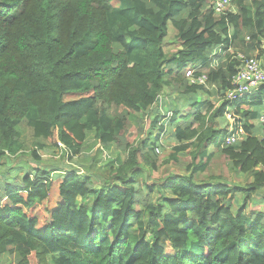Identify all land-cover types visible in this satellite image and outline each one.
Listing matches in <instances>:
<instances>
[{"label":"trees","instance_id":"16d2710c","mask_svg":"<svg viewBox=\"0 0 264 264\" xmlns=\"http://www.w3.org/2000/svg\"><path fill=\"white\" fill-rule=\"evenodd\" d=\"M231 7L215 15L208 0H0V257L264 264V212L246 210L264 186V84L225 98L237 53L264 61V0ZM169 25L178 41L170 55ZM187 70L205 82L190 84ZM23 121L35 162L58 151L73 162L92 134L98 153L112 155L105 180L96 187L60 161L19 175L22 164L6 160L17 161ZM239 127L242 138L227 144ZM163 140L173 145L162 162L181 167L186 153L187 173L152 179ZM216 154L252 177L247 187L195 181Z\"/></svg>","mask_w":264,"mask_h":264},{"label":"rangeland","instance_id":"374dc122","mask_svg":"<svg viewBox=\"0 0 264 264\" xmlns=\"http://www.w3.org/2000/svg\"><path fill=\"white\" fill-rule=\"evenodd\" d=\"M168 34L164 41V51L170 55L171 53L175 52V50L178 48V41L175 38V31L169 25L168 28ZM164 92L161 93V95L158 98V103H161V100L163 98ZM162 96V97H161ZM145 129H149V120H145ZM19 131L21 134V143L23 144L22 149L15 154V159L17 161H7L6 162L10 165L22 164V167H24V170L19 172V175H22L24 173H28L30 170L28 169L31 167H44V166H58L60 162L65 163L68 167L67 168H74L79 175L85 176H91L93 179H96V187L100 183H102L105 178L108 175L109 167H110V161L112 156L111 154H108L106 152L98 153L97 149L99 148L98 144L95 142V138L92 134L88 135L86 138V142L84 145V152L73 159V162H70L67 160L66 157H64L62 154L63 152H57V153H44L40 152L41 154V160L38 162L32 161L31 156V150L34 148V145L36 143V140L34 139L32 135L31 129L27 126L26 122L23 121L19 125ZM142 138V136H141ZM140 138V139H141ZM164 143V140L162 141ZM45 143V142H44ZM166 146L163 150H159V156L160 160L159 162L164 161L169 157L171 154V146L173 144H166ZM60 154V155H57ZM60 159V160H59ZM178 159L183 162V166L178 167L172 162L158 164L157 170L154 171L151 175L152 179H162L169 173H175V174H185L187 173L186 165L190 162V157L186 153L178 154ZM64 160V161H63ZM57 161V162H56ZM95 181V180H94ZM153 181V180H150ZM195 181L205 182V183H215V182H221L227 185H243L244 187H247L251 181L252 177L250 176H243L238 174L237 172H234L231 168V163L229 160H227L226 157L220 154H216L209 162L208 168L205 173L199 174L195 176ZM264 195V187L261 191ZM154 199L156 200L158 193L157 191L154 194ZM243 197L241 194L237 195V198L240 199V202L237 204V206L233 202V211H236L238 208H241L243 206ZM256 197V195H253L249 202L246 203L247 209L246 210H254V203L253 199ZM252 200V202H251ZM233 200H231L232 203ZM91 201L85 200V201H79L78 205H88ZM254 205V206H253ZM256 208H261V210L264 209V205H259ZM257 211V210H255ZM0 264H10V261L6 257H0Z\"/></svg>","mask_w":264,"mask_h":264},{"label":"built area","instance_id":"2783aa9c","mask_svg":"<svg viewBox=\"0 0 264 264\" xmlns=\"http://www.w3.org/2000/svg\"><path fill=\"white\" fill-rule=\"evenodd\" d=\"M215 15H220L229 11H233L231 7V0H208ZM235 58L239 61L237 71L232 77V88L225 93L227 100H235L245 95H250L259 86L264 84V61L254 57H246L242 53H237ZM186 79L190 84H203L206 80L205 76L195 78L191 70L185 73ZM229 124L232 126L234 118L231 113L226 114ZM258 122L264 128V107L262 108ZM244 132L241 127L237 128L232 134L226 138L227 144H233L239 141ZM64 148L61 144L59 145Z\"/></svg>","mask_w":264,"mask_h":264},{"label":"crops","instance_id":"0c3cea01","mask_svg":"<svg viewBox=\"0 0 264 264\" xmlns=\"http://www.w3.org/2000/svg\"><path fill=\"white\" fill-rule=\"evenodd\" d=\"M234 11V10H233ZM244 109L246 110L247 108H245L244 107ZM229 128H231V125L229 124ZM264 187V186H263ZM263 187L260 189V191L256 194V197L253 199L254 201H253V203H254V210H257V211H261V212H264V209L263 210H261V208H256L257 206H259V205H264V195H263V193L261 192L262 191V189H263ZM233 202H234V204L237 206V204L240 202V199L239 198H237V196H236V198L232 201V206H233ZM251 202H252V200H251ZM234 207V206H233Z\"/></svg>","mask_w":264,"mask_h":264}]
</instances>
